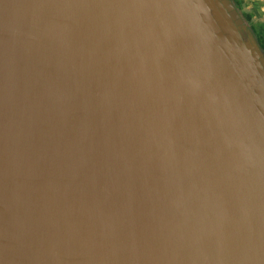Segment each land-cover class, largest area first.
Here are the masks:
<instances>
[{
  "label": "water",
  "instance_id": "obj_1",
  "mask_svg": "<svg viewBox=\"0 0 264 264\" xmlns=\"http://www.w3.org/2000/svg\"><path fill=\"white\" fill-rule=\"evenodd\" d=\"M0 264H264V51L231 0H0Z\"/></svg>",
  "mask_w": 264,
  "mask_h": 264
},
{
  "label": "flooded vegetation",
  "instance_id": "obj_2",
  "mask_svg": "<svg viewBox=\"0 0 264 264\" xmlns=\"http://www.w3.org/2000/svg\"><path fill=\"white\" fill-rule=\"evenodd\" d=\"M264 51V0H231Z\"/></svg>",
  "mask_w": 264,
  "mask_h": 264
}]
</instances>
